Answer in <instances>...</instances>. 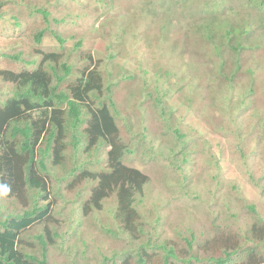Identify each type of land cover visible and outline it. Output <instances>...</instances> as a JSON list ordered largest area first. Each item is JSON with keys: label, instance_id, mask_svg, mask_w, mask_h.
I'll list each match as a JSON object with an SVG mask.
<instances>
[{"label": "rangeland", "instance_id": "374dc122", "mask_svg": "<svg viewBox=\"0 0 264 264\" xmlns=\"http://www.w3.org/2000/svg\"><path fill=\"white\" fill-rule=\"evenodd\" d=\"M211 1L0 0V70L32 69L25 63L57 52L72 67L60 90L68 92L85 68L102 77L100 98L114 102L119 113L112 112L121 141L130 152L124 161L149 177L144 202L139 205L145 220L138 245L154 254V264L162 263L164 252L144 245L148 237L158 246L175 247L178 260L171 259L175 264H185L182 261L190 256L187 264H212L195 258L221 256L222 246L211 249L198 242L191 248L182 236L214 234L213 226H217L241 238L254 218L246 206H254L264 216V25L258 24L255 11L250 16V8H258L261 0H226L225 5L206 8ZM149 3H153V15ZM36 8L51 12L48 23L34 12ZM13 15L21 16L19 27ZM245 16L250 22L243 28ZM45 28L49 30L38 44L34 36ZM51 31L66 39L63 49ZM243 31L248 34L242 39L254 48L244 51L246 62L235 79L229 80L232 90L227 93L226 88L220 94L218 85L226 87L227 82L218 77L227 73L231 52L215 42L227 40L229 33L240 52L238 39ZM209 32L214 41L205 36ZM20 52L22 62L5 57ZM12 92L13 86L0 79V98H9ZM158 105L173 112L174 128L190 138L186 144L169 133ZM81 119L78 136L87 127L88 117ZM77 130L68 129V142ZM106 151L99 155L102 162L93 165L95 171L105 166ZM67 156L70 168L76 160L91 161L71 147ZM62 176L52 171L48 203L53 204L48 219L24 232L23 240L34 244L29 252L39 255L35 236L44 227L51 231L53 241L48 239L49 264H103L107 257L128 250L125 234L105 233L106 228H113L107 205L102 212L82 217L78 199L86 198L88 190L69 192L67 182L59 179ZM28 201L0 200V219L23 215L34 204ZM45 204L38 201V206ZM244 246L250 248L247 241ZM260 247L263 252L264 244Z\"/></svg>", "mask_w": 264, "mask_h": 264}, {"label": "trees", "instance_id": "16d2710c", "mask_svg": "<svg viewBox=\"0 0 264 264\" xmlns=\"http://www.w3.org/2000/svg\"><path fill=\"white\" fill-rule=\"evenodd\" d=\"M225 1L212 0L208 2L206 8L210 6L209 8L213 9L221 2L225 5ZM151 5L149 3L147 6L153 15L155 13L152 11L153 3ZM253 11L258 13V24L264 25V0L260 1L258 8H250V16ZM34 12L41 14L45 23L49 22L51 12L47 8H36ZM12 18L19 27L21 16L13 15ZM53 21L57 24L62 22L54 19ZM249 22L245 16L241 22L242 27H248ZM48 30L49 28H45L36 32L34 37L38 44L42 42ZM51 33L63 49L66 39L56 32L51 31ZM245 34L248 32L243 31L238 39L239 46H242L240 52H237L229 33L225 42L219 40L215 42L220 47L224 44L223 47L226 46L231 52V57L227 58V73L232 74L228 76L225 72L218 77V80L227 82L226 87L218 85L220 94L226 88L227 93L232 90L229 88V80L233 77L235 79L236 73L246 62L242 57L244 51L254 48L253 44L242 39ZM205 36L210 41L213 40L211 32L206 33ZM81 44L80 41L76 47L80 48ZM5 57L15 62H22L21 52L14 55L6 54ZM221 63L224 64L226 61L222 60ZM25 64L34 68L20 71L0 70V79L13 86L9 98H0V200L18 202L29 200L28 204L31 201L34 204L24 211L23 215H8L4 221L0 219V264H49L47 246L48 239L53 242L51 231L44 227L43 231L36 234L39 255L29 252L28 249H33L34 244L24 241L23 235L26 230L42 225L48 219V214L50 215L49 211L53 203H48V200L50 188L53 187L50 184L52 171L62 172L63 176L59 179L67 182L69 192L82 188H85L86 192L88 190L86 198L79 196L78 199L82 217H89L93 212H102L107 205L112 226L118 228V232L113 228H106L105 233L119 236L122 232L129 239L128 250L124 249L107 257L103 264H154V254H149L144 246L138 245L139 239L140 241L142 239L141 227L145 220L139 205L144 202L149 177L141 170L126 165L124 161V156L129 150L121 141L120 130L112 110L117 113L119 111L113 101L108 104L105 100H101L102 77L95 70L85 68L66 92L60 90V85L71 74L72 67L67 63L63 53H43L39 62L32 60ZM248 73H254V69H248ZM248 92L251 94L254 91L252 89ZM222 99H224L223 95ZM160 102L161 98L157 97V103ZM158 107L165 114L164 120H167L169 133L176 135L177 140L186 144L190 138L177 127L174 128L171 120L173 112L171 110L166 112L163 105ZM83 115L88 117L87 127L83 136H78L77 128L84 122L81 119ZM69 128L77 131L73 139L68 142ZM68 147L73 148L75 154L79 152L91 161L78 163L79 160L78 162L76 160L75 165L70 168ZM103 149L107 150L105 166L95 171L93 165L102 162L98 158L99 155L102 156ZM172 163L175 166V160ZM5 188H7L6 193ZM58 194L60 195L61 192L59 191ZM38 201L47 204L38 206ZM246 208L254 218L251 219L252 224L242 231L241 238L228 232L227 228H217V226H213L216 231L214 234L204 235L200 232L201 235L197 236L191 232L188 236H182L191 248L198 242L200 245L202 242L206 248L213 247L211 249L216 245L222 246L221 256L216 257L212 254L208 259L196 257L197 261L209 260L212 264H264V249L262 252L260 247L264 244V216L252 205ZM57 235L54 233L53 236ZM246 241L250 248L244 246ZM151 242L148 237L144 245H153L164 252L161 264H175L171 260H178L175 247L166 244L158 246L154 240ZM191 259L192 256L182 262L187 264Z\"/></svg>", "mask_w": 264, "mask_h": 264}, {"label": "clouds", "instance_id": "9594fccd", "mask_svg": "<svg viewBox=\"0 0 264 264\" xmlns=\"http://www.w3.org/2000/svg\"><path fill=\"white\" fill-rule=\"evenodd\" d=\"M5 193L7 192V188L4 189Z\"/></svg>", "mask_w": 264, "mask_h": 264}]
</instances>
